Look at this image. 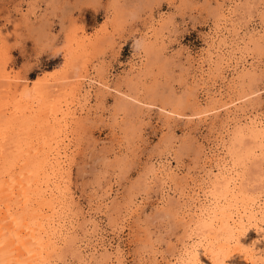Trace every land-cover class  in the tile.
Returning <instances> with one entry per match:
<instances>
[{"label":"bare ground","instance_id":"6f19581e","mask_svg":"<svg viewBox=\"0 0 264 264\" xmlns=\"http://www.w3.org/2000/svg\"><path fill=\"white\" fill-rule=\"evenodd\" d=\"M204 2L215 6L211 8L213 25L204 35V47L197 56L186 54L187 67L182 79L186 89L182 95L175 97L171 85L172 90L160 105L147 97L138 98L133 84L111 83L109 68L96 72L94 67L86 66L69 78L60 75L69 64L66 62L28 84L19 82L2 64L0 94L10 99L12 105H3L5 118L0 113V264H90L91 259L97 264H125L123 248L116 236L108 234L121 239L124 230L119 229L116 234L111 229L117 225L124 226L129 235L133 233L128 221L132 214L140 216V204L130 196L124 206H115V222L107 225L111 230H106L96 217L107 209L114 184L107 185L102 198L91 199L86 210L76 201L70 187V165L78 147L73 140V127L82 122V116L88 120L92 115L95 90L119 98L117 111L130 110L131 105L148 111L156 108L166 119V125L171 119L186 116L181 110L183 104L191 107L187 117L197 122L222 118L219 127H210L214 130L212 135L202 138L196 176L188 171L183 173L178 164L172 166L166 154L148 161L143 185L147 186L152 179L160 182L158 201L162 203L164 196H171L166 177L175 181L176 201H170V209L164 215H176L183 224V236L168 252L154 253V264H264V195L258 187H247L251 185V171L245 168L247 161L257 165L256 150L264 158V115L252 110L260 93L252 88L256 66L248 54L250 48L248 43H244L243 49L238 48L240 34L245 35L243 30L251 23V0ZM161 17L150 15L139 32L140 52L136 62L128 64L129 73L136 72L133 79L138 82L150 73V60L160 59L161 50H168L163 45L167 23ZM259 19L253 30L256 35L264 32V14ZM105 29L89 33L85 27H78L67 54L72 56L75 51L92 47ZM260 41H264V34L249 43L256 50ZM239 68L243 74L233 77ZM226 74H230L229 80ZM247 79L249 85L245 88ZM34 125L37 127L33 128ZM232 126L234 129L230 130ZM228 134L231 137L225 143ZM73 202H77V212L69 219L66 212ZM80 219L84 221L77 225ZM78 229L82 230L80 237ZM63 251L76 261L58 262Z\"/></svg>","mask_w":264,"mask_h":264},{"label":"rangeland","instance_id":"374dc122","mask_svg":"<svg viewBox=\"0 0 264 264\" xmlns=\"http://www.w3.org/2000/svg\"><path fill=\"white\" fill-rule=\"evenodd\" d=\"M206 3L204 0H0V68L4 64L19 82L28 84L30 80L54 71L66 62L69 64L61 70L60 75L66 74L69 78L86 66L94 67L96 72L109 68L111 83L122 86L133 84L139 94L138 98L147 97L160 105L161 99L166 98L171 89L169 86L172 85L175 97L182 95L186 89L182 81L187 67L186 54L197 56L200 53L205 44L204 35L213 25L210 14L215 6ZM251 6V23L243 30L245 35L240 34L238 48L243 49L244 43H248L250 48L248 54L254 59L256 66L253 67L255 81L252 88L258 89L260 93L252 103V110L264 115V41L259 42L261 46L256 50L249 43L251 39L264 34L263 31L260 35L253 32L264 14V0H251ZM25 15H28L27 20ZM150 15L155 18L160 15L162 22L167 23L163 45L168 50H161L160 59L150 60V73L138 82L133 79L136 72L129 73L128 64L137 60L141 43L139 32L147 25ZM78 27H85L89 33L106 29L92 47L75 51L70 56L67 54L68 46L71 44V37L75 38L74 31ZM72 46L75 47L74 43ZM157 48L160 49L159 46ZM90 72L95 74L92 69ZM238 74H243L240 68L233 77ZM226 76L229 80L230 74ZM248 85L247 79L245 88ZM0 87L2 91V86ZM1 96L4 97L3 93ZM2 98L0 113L3 105L5 107L10 103V99ZM118 101L119 98L110 93L95 90L91 103L92 115L86 118L88 120H84L86 116H82V122L73 127V140L78 147L70 165L71 192L86 210L91 199L98 196L102 198L107 185L114 184L107 200V209L96 218L101 220L106 230L112 229L116 234L119 229L124 230L121 239L117 240L118 235L113 236V233L108 236H116V241L125 252V264H154V253L168 252L176 240L183 236V224L174 213L175 218L164 215L170 209V201H176L174 195L178 192V185L175 181L166 177L171 188L168 195L171 196H164L162 203L158 201L160 182L152 179L150 182L146 181L147 186L143 185L142 175L149 166L148 161L151 157L166 154L170 157L172 166L178 164L183 173L188 171L196 176L199 169L198 148L202 138L210 137L214 132L210 127H219L222 118L213 120L214 124L209 119L204 123L197 122L196 119L187 117L190 116L191 107L183 104L181 110L186 116L171 119L166 125V119L156 108L148 111L131 105L130 110L117 111ZM233 129L234 126L230 127V130ZM230 137L231 134H228L224 138L225 143ZM255 154L257 165H252L250 161L245 164V168L251 171V185L247 187H258V192L264 195V158L260 157L261 152L258 150ZM130 196L142 208L139 217L132 214L128 221L134 228L133 233L129 235L121 225L109 229L107 225L114 224L116 219L113 209L115 206H124ZM76 203L73 202L71 209L66 212L69 219H73L77 212ZM83 221L80 219L77 225H81ZM81 231L78 229V237ZM72 256L63 251L58 262L76 261L77 258ZM89 261L90 264H97L94 259Z\"/></svg>","mask_w":264,"mask_h":264}]
</instances>
